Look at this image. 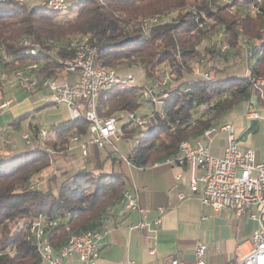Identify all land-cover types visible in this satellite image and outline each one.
Returning a JSON list of instances; mask_svg holds the SVG:
<instances>
[{"label": "trees", "instance_id": "1", "mask_svg": "<svg viewBox=\"0 0 264 264\" xmlns=\"http://www.w3.org/2000/svg\"><path fill=\"white\" fill-rule=\"evenodd\" d=\"M147 1L71 0L68 9L59 12L43 3L30 6L0 0V44L5 48V54L0 53V73L36 62L47 75L60 74L61 62L73 56L74 48L70 49L68 41L51 54V40L79 33H90L88 41L96 48L97 66L113 68L135 62L152 78L154 70L167 63V72L175 81L153 91L156 105L150 98L142 97L143 85L137 84L130 87L116 84L96 101L98 117L135 112L146 104L152 106L153 121L147 127L128 129L126 123L120 125L125 142H131L128 158L133 165L143 168L172 156L183 140H200L205 129L215 127L214 120L248 98L252 78L264 76V0H176L175 4L174 0H163L183 11L144 35L140 23L146 15L137 9ZM70 15L72 19H68ZM127 23L133 27L128 29ZM64 27L70 28H65L67 33L63 32ZM212 36L216 39L210 48L206 46L199 51L197 43ZM241 37L249 39L243 46L255 59L248 74L231 75L224 66L236 55L241 57L242 50L234 51L241 46ZM25 40L29 41L28 46H23ZM220 45L227 48L221 51ZM29 48L35 53L30 54ZM5 55L9 62L4 60ZM201 56H208L209 60L198 62L197 67L203 72L213 68L208 79L193 77L186 67L188 60ZM32 112L15 117L10 125L17 130ZM28 126L32 146L21 139L19 147L10 141L5 145L9 149H4V154L0 151V264L42 263L34 238L28 232L36 219L56 221V225L46 228V234L58 250L71 234L100 229L127 186L126 176L113 168L117 159L112 161L111 170H104L101 149L107 147H95L98 166L87 164L85 158L78 167L65 169L60 179L56 176L53 182L50 179L44 189L34 178L57 157L68 154L71 137L87 139L89 122L84 116L62 120L51 125L43 139L39 127L31 123ZM9 133L7 127L0 129V138ZM45 146L56 153L50 155ZM111 155V151L107 152V156Z\"/></svg>", "mask_w": 264, "mask_h": 264}, {"label": "built area", "instance_id": "2", "mask_svg": "<svg viewBox=\"0 0 264 264\" xmlns=\"http://www.w3.org/2000/svg\"><path fill=\"white\" fill-rule=\"evenodd\" d=\"M16 3L28 4L29 2L45 4L49 8L64 12L68 9L71 0H9ZM158 16L145 18L140 23L143 34L148 32L151 26L163 24ZM28 46L29 41L22 42ZM1 50V45H0ZM30 54H34L33 48H29ZM1 54L3 51L0 52ZM96 48L89 43L88 38L78 41L74 45V54L61 62L60 74L47 75L36 62L20 64L17 66L11 80L6 71L0 73V82H17L19 87L29 90H47L50 94L51 106H62L68 113V120L79 119L82 116L89 122L87 139L79 140L77 136L71 137L81 152L83 159L92 154L95 147H109L117 150L115 142L124 140L123 132L115 115L98 117L96 114V101L99 95L110 90L114 85L135 86L131 75L118 77L111 68L97 66L95 64ZM4 60L9 62L6 55ZM196 74L208 79L210 72L197 71ZM69 76H74L68 81ZM167 77L157 79L152 85H143L141 95L150 98L156 105L158 101L153 91L164 86ZM252 91L257 92L259 98L264 99V76L252 78ZM12 100H1L0 110L8 109ZM248 118H257L255 111L246 114ZM125 118L128 129H141L147 127L153 114L139 115L134 112H126ZM220 131L226 133V145L221 156L211 154L209 146L202 140L181 141L178 143L175 153L162 162L172 166H185L189 171L188 191L197 193L199 201L204 206H209L213 211H232L237 219L247 217L255 221L256 227L252 231L251 241L239 242L234 250V259L226 264H264V156L260 161L255 160L251 149H241L234 135V127L231 124H222ZM215 127L207 128L202 133V138L211 142V135ZM47 130L40 128L41 139L46 137ZM22 140L25 145H32L30 135L24 133ZM10 143V142H9ZM45 151L50 155L56 152L50 146H45ZM71 150V147L69 148ZM130 150V149H129ZM120 160L131 161L126 157ZM133 165V164H132ZM143 168V167H140ZM180 176H177V179ZM187 192H178L175 198L182 201L187 198ZM126 212L134 211L139 215L136 223L128 225L129 230H144L150 226L161 224V216L168 209L167 206L157 207L158 216L151 222L146 220L147 209L140 206L137 192L134 189L125 190L122 202ZM106 221L100 229L87 231L81 234H71L66 243L58 250L55 249L47 237L46 228L56 225V221L36 219L29 227V234L34 238L36 250L45 264H97L99 257V241L108 232ZM68 230V228L66 227ZM152 253V252H151ZM207 253V245L197 242L194 249L195 264H205L204 257ZM76 261V263H74ZM123 264H135L127 259ZM169 264H183L172 259Z\"/></svg>", "mask_w": 264, "mask_h": 264}, {"label": "crops", "instance_id": "3", "mask_svg": "<svg viewBox=\"0 0 264 264\" xmlns=\"http://www.w3.org/2000/svg\"><path fill=\"white\" fill-rule=\"evenodd\" d=\"M249 54L250 51H245L246 72L255 59L254 55ZM74 78L69 76L68 80L72 81ZM246 101L253 107L257 106V110H254L257 118L245 116L250 124L236 138L237 144L238 140L248 132L253 134L260 130L264 132V99L259 98L256 92H250ZM21 107V104L17 105L14 113L20 111ZM63 110L66 116L64 120H67L68 113L64 107ZM29 111H23L15 117ZM201 140L209 146L211 154L222 155L226 143L220 152L212 153L210 149L212 138L210 143L205 138ZM247 145H241L240 148L251 149ZM70 147V154H73L77 160L74 161L82 163L83 158L78 160L75 156L76 152L80 151L77 144L70 141ZM253 152L256 161H260L264 156V148L260 153ZM91 158L92 156L89 155L86 159ZM116 162L127 178L126 190H136L140 206L148 210L146 215L148 222L158 216L157 207L167 205L169 207L161 216L160 225L150 226L144 230H129L128 225L136 223L139 215L134 211L126 212L121 199L108 217V232L99 241L97 264H123L127 259L134 261L135 264H169L172 259H177L183 264H195L194 249L199 241L207 245L205 264H226L234 259L236 245L250 240L252 231L256 227L255 221L245 216L237 219L232 211L215 212L211 207L202 205L199 195L188 191L189 171L185 166L158 162L140 168L127 160H116ZM177 176L180 178L177 179ZM178 192H187V198L178 201L175 198Z\"/></svg>", "mask_w": 264, "mask_h": 264}, {"label": "rangeland", "instance_id": "4", "mask_svg": "<svg viewBox=\"0 0 264 264\" xmlns=\"http://www.w3.org/2000/svg\"><path fill=\"white\" fill-rule=\"evenodd\" d=\"M175 1L176 0L173 1L174 4H175ZM39 3H40L39 1H37L36 3L29 2L28 5L34 6V5H38ZM175 6L168 5V3L163 0H149L145 3L140 4L137 10L138 12L140 11L143 12L142 15H146L145 18L155 17V16H149V14L155 13L156 16L159 17L158 21L164 24V23H168L171 20H173V18L176 17L178 12L183 11V8L178 10V8H175ZM156 12H159V13L157 14ZM72 18L73 17L70 15L68 19H72ZM158 25H161V24H158ZM158 25L151 26L148 29V32L145 33L144 35L149 34L152 27H155ZM202 25H203V22L200 24V26L198 25V27H201ZM126 26L128 29L133 27L130 25V23H127ZM65 28L68 30L70 28L64 27L63 32L67 33ZM238 32L240 34L239 36H241L242 31L240 28L238 29ZM192 33L193 31H191V34ZM89 37H90V33H87V34L79 33V34H75L71 37H66V38H59L57 36L56 38H52L51 41L53 42V45L49 48L50 49L49 51L51 52V54H53L54 51H57L59 49V46L61 44L66 43L68 41L71 42L70 49H72L74 48L75 43L85 38L89 39ZM215 39H216L215 36H212V38L210 39L203 37L200 43H197V49L199 51H204V48L206 46L210 48L211 44L215 42ZM245 40H249V39L241 37L240 45L242 46V48L240 46L238 49H234V51H238V52L242 50V53L239 52L241 57L237 58V55H236L235 56L236 58L232 59L231 61L228 62L226 66H224V69L226 70V72H229L231 75H234V74L244 75L246 73V69H245L246 60H245L244 55H245V51L247 50V47L243 46ZM226 48H227L226 45L219 46V50L221 51H223ZM1 51H3L2 54H5V48L2 45H1L0 52ZM205 58L209 60L208 56L207 57L201 56V57H198L196 60L187 61L186 67L192 71L193 77H200L196 74V72L198 70L201 71L202 69L198 68L197 65H198V62L199 63L204 62ZM166 64L167 63H163L162 65H160V67L157 70L155 69L154 71L156 75L154 74L155 77L152 76V78L146 76L141 66L136 64L135 62L120 64V65H117L116 67L113 66V68L111 69H113L117 74H120V75H125V76L131 75L133 78V83L137 85H143V84L152 85L155 83L157 79H163L164 77H167V82H170L171 84L175 80H172L169 73L167 72L168 66ZM182 67H184V65H182ZM209 67H213V65H210ZM16 69H17V66L15 67L13 66L8 71H6L7 73L6 75L9 76L11 80L13 79V74L16 71ZM210 73L211 75L213 74V68L211 69ZM250 92L255 93V91H252L251 88H250ZM2 99L12 100V104L8 109L0 110V129L7 127L8 130H10V133L8 134L7 137L0 138V151H3V154H4V149H9V147H6L5 145H7L10 141H11V144L13 142H16V144L18 143L20 144L22 135L25 132L30 134L29 126H28L29 123H31V125L33 126H37L39 128L48 130L51 127V125L57 124L60 121L64 120L65 111L63 110V107L62 106H51L50 104L51 97L47 90H44V89H40L37 91L29 90V89L26 90L22 87H19L17 82L3 81V82H0V101ZM20 104L22 107L20 108V111H17L16 114H20L23 111H27V110L28 111L33 110V112H32V115H30L31 117L29 119L22 120L20 122L19 128L15 130L10 124L12 123L16 115L14 113L15 112L14 109H16L17 105H20ZM151 110H152V106L149 104H146L145 107L143 106L142 108L138 109L134 113H137L139 115L148 116L150 115ZM254 110H257V106L253 107V105H250L249 102L244 100L238 103L235 107L231 108L226 113L222 114L218 119L213 121V125L215 124V131L212 133L210 137L212 138V143H211L212 146L210 147L212 153L213 151L220 152L226 143V133L221 132L219 127L222 124H226V123L233 125L234 133L237 138L246 130V128L250 124V121L246 120L245 118L246 114ZM198 113L199 112L195 113L194 115L197 116ZM125 114L126 112L114 113V115L117 118ZM152 121L153 119L151 118L150 123H152ZM124 122H125V118H122L119 121V125L123 124ZM19 144H18V147H19ZM114 144H115V147L117 148V150H114V151L109 147L106 148L107 150L100 148L101 149V159L104 160V164H105L104 170H111L112 161L114 160V158L117 160H120L121 157H126L129 153V149L131 146L130 141L125 142L123 140H120V141H116ZM244 144L246 145L248 144L247 146L250 147L253 151H255L256 153H260L264 148V132L262 130H260L258 133H255V134L248 132L247 134L243 135L241 139L238 140L239 147ZM109 151L112 152L111 156H107V152ZM68 154H63L57 157L59 159L54 160L49 168L45 169L44 171H42V173L38 177L34 178V182L37 183L39 180L40 184L44 185L43 188L46 189V185H48V182H51V181L53 182L55 180L54 178L55 176L57 177V179H60L65 169L69 170L71 167H74V166L76 168L81 164L80 162H77V163L75 162L77 160H75V157L73 156V154H70V152H68ZM96 154H97L96 149L94 148L91 154L92 158L87 160L89 162L87 164L92 163L93 167L95 165L98 166L96 162L97 161ZM75 156H76V159L81 160L80 151L76 152ZM113 168L114 170L120 171V167H119V164H117V162L116 164H113ZM11 229H13L12 225H11ZM248 241L250 242L251 238Z\"/></svg>", "mask_w": 264, "mask_h": 264}]
</instances>
